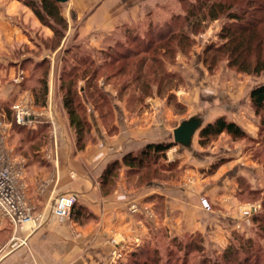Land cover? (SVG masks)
Segmentation results:
<instances>
[{"label": "rangeland", "instance_id": "obj_1", "mask_svg": "<svg viewBox=\"0 0 264 264\" xmlns=\"http://www.w3.org/2000/svg\"><path fill=\"white\" fill-rule=\"evenodd\" d=\"M68 1L59 2L62 16ZM203 1H139L141 13L136 20L117 25L100 41L90 44L89 38L93 35L84 34L79 25L95 9L94 5L81 18L74 19L71 29L63 16L66 26L62 37L54 36L53 32L47 39L39 37L37 47L12 46L7 54L17 62H0V160L14 169L19 168L24 198L29 203L26 194L29 174L52 166L50 163L58 165V158H50L49 152L66 149L84 152L86 147L102 139L101 134L120 135V131H127L131 126L145 127L152 118L154 124L165 123L167 127L169 140L163 142L173 144L166 150L165 157L150 161L139 170H129L120 162L116 176L107 184L102 185L101 176L92 177L94 183L100 180L101 191L110 193L123 174L129 187L128 196L133 200L128 211L139 226L145 225L143 229H148L146 237L130 240L113 231L107 239L109 249L98 254L101 258L95 264H264V189L240 186L241 191L234 193L239 204L230 209L222 210L219 204L209 200L211 209L200 205L199 230L188 231V222L182 218L180 222L184 228L181 232L176 230L177 222L172 220L176 214L166 219L164 196L155 190L167 183L169 189L184 188L187 192L208 179L224 159L207 165L193 149H208L220 135H226L221 138L223 142L229 139L243 143L252 160L264 168V126L260 125L261 118L250 100L251 90L264 82V69L258 74L239 71L229 65L226 50L214 51L225 41L220 36L223 27L233 24L234 20L227 12L210 19L206 15L207 7L199 9ZM226 1L233 4L230 11H239L237 8L242 6L245 20L260 21L255 34L250 36L252 46L246 47V51L250 58L259 57L264 61V0ZM169 24L178 34L169 40H159V33L167 30ZM155 56L160 62L153 60ZM69 81L75 95L77 116L85 123L84 139L79 143L63 106ZM228 104L233 106L232 115L236 119L240 122L243 119L238 114L245 118L246 125L236 123L242 129L245 126L253 128L254 134L233 138L223 132L201 142L198 133L206 124V116L225 111ZM18 110L23 111L24 122L17 121ZM228 114L222 116L229 119ZM188 115L205 120L194 133L191 146L181 153L177 148L182 144L173 140L172 131L180 117ZM122 134L127 135L126 132ZM89 168L92 173L96 171L95 165ZM46 182L47 178L40 179L38 185L44 187ZM141 192L148 194L139 199ZM197 196L199 201L205 194ZM85 208L86 216L79 221H96V214ZM63 218L68 222L74 220L71 212L69 217ZM42 220L43 217L38 227ZM13 231L9 221L0 223V251L14 249L10 245ZM230 245L238 248L237 253L225 259Z\"/></svg>", "mask_w": 264, "mask_h": 264}, {"label": "crops", "instance_id": "obj_2", "mask_svg": "<svg viewBox=\"0 0 264 264\" xmlns=\"http://www.w3.org/2000/svg\"><path fill=\"white\" fill-rule=\"evenodd\" d=\"M139 1L147 3V0H69L63 16L67 18L71 29L75 18H81L83 13L96 5L91 14L79 25L84 34L93 35L89 38L92 44L100 41L117 25L136 20L141 13V9L138 8ZM52 35V29L41 23L31 8L19 0H0V62L6 64L8 61L17 62L16 58L7 54L12 46L23 49L26 45L37 47L39 37L47 39ZM23 56L19 58L22 59ZM233 110V106L228 104L225 111L218 112L212 117L208 115L206 120L204 117L188 115L180 117L179 123L190 118H198L201 123L204 119L208 123L217 116L228 113L230 120L240 122L232 115ZM165 113L166 116L167 108ZM238 116L243 118L240 124L246 125L243 121L244 116L242 114ZM146 125L131 126L124 131L127 135L122 134L123 131L122 133L120 131V135L112 137L101 134L102 139L95 145L86 147L84 152L71 149L49 152L50 158H58V165L50 163L52 166H44L34 170L35 173L31 172L26 193L34 214L42 213L44 220L33 230L20 231V236L26 237V243L14 249H2L0 264H95L98 258H101L98 254L102 255V252L109 249L107 239L113 231L120 232L129 240L146 237L148 229H143L145 225L139 226L136 218L128 211L133 200L128 196L129 187L123 174L117 179L116 186L110 193L101 191L100 180L96 183L92 180L95 176L98 179L110 162L114 160L122 162V157L126 153L135 152L148 143L169 140L165 123L154 124L152 118ZM244 130L247 134H254L251 127L245 126ZM222 136L226 135H220L218 140L212 141L208 149L198 150L196 147L193 149V152L200 156L199 159L203 163L207 162V165L224 159L208 179L200 181L195 187H190L187 192L184 188L169 189L167 183H162L155 189L164 196L166 219H171L168 217L170 214H176L172 220L177 222L176 230L179 232L184 228V224L180 222L182 218H186L185 222H188V231L200 228L198 224L200 226L202 214L197 195L205 194L211 202L219 204L224 210L239 204L234 193L241 191L240 186L264 189L263 166L252 160L243 143H234L229 139L223 142ZM192 141L193 137L189 145H180L177 148L178 152L182 153L184 148L190 147ZM90 165H95L94 173L90 171ZM46 178L44 187L39 186L38 181ZM151 187L152 182L150 189ZM66 192L76 193L78 203L90 208L97 216L96 221L68 222L65 218L54 215L53 199L58 194ZM150 192L152 194V189ZM147 194L142 193L139 199Z\"/></svg>", "mask_w": 264, "mask_h": 264}, {"label": "trees", "instance_id": "obj_3", "mask_svg": "<svg viewBox=\"0 0 264 264\" xmlns=\"http://www.w3.org/2000/svg\"><path fill=\"white\" fill-rule=\"evenodd\" d=\"M25 5L29 6L39 20L48 25L58 38L63 36V28L65 29L66 21L61 14L59 2L56 0H21ZM206 1V0H205ZM201 2L199 4V9L207 7L206 15L210 19L217 18L220 14L227 12V16L234 20L233 24H227L223 27L220 36L225 39V41L219 46L214 48V51H224L228 52V62L229 65L235 66L237 70L246 73L258 74L264 69V61L259 57L250 58L249 51H246V47L251 48V37L253 36L259 26L260 21L258 20H245L244 12L242 6L239 5L237 10L230 11L233 4H227L226 0L216 1L212 0L209 2ZM242 10V12H241ZM203 18L205 16L204 13ZM189 15L185 16L187 19ZM198 24V23H197ZM60 25V26H59ZM159 40H169L176 36L172 31L171 25L169 24L167 30L159 33ZM181 34L185 35L184 32ZM186 36V35H185ZM247 39V40H246ZM150 45L153 43L149 42ZM255 46V45H254ZM147 47H149L147 45ZM151 48V47H150ZM156 48V47H155ZM155 48H152L154 51ZM151 49H149L150 51ZM122 58H125L124 54H121ZM154 61L160 62L155 56ZM64 87V83H62ZM45 93V92H44ZM75 95L72 90L71 82H68L66 92L63 95V106L67 110L69 115L70 124L75 128L77 135V142H83L84 139V126L85 123L79 119L76 112L75 105ZM250 100L256 114L260 116V125L264 126V82L255 86L250 92ZM227 133L233 138H246L247 133L242 129L236 122L230 119H226L224 116L220 115L216 117L213 121L206 123L199 130V138L201 142L209 141L221 133ZM172 142H152L143 146L136 152L126 153L122 157V162L129 168V170H139V168L147 166L150 161L156 162L158 158L165 157L166 150L172 146ZM83 146V143H81ZM81 146V147H82ZM120 167V162L114 160L110 162L101 175V182L103 184L109 183L115 176L116 171ZM264 203V202H263ZM85 207L82 205H77V202L73 205L71 209V216L74 220L79 221L81 217H85ZM259 220V219H258ZM226 251L225 259L231 258L237 253L238 248H234L230 245ZM146 264V263H142Z\"/></svg>", "mask_w": 264, "mask_h": 264}, {"label": "built area", "instance_id": "obj_4", "mask_svg": "<svg viewBox=\"0 0 264 264\" xmlns=\"http://www.w3.org/2000/svg\"><path fill=\"white\" fill-rule=\"evenodd\" d=\"M16 119L19 123L24 122L23 111H17ZM1 127L0 116V129ZM18 170L19 168L14 169L0 160V223L9 221L13 226L14 231L10 242L12 248L26 243V237H21L20 231L35 229L42 218V214L34 215L33 206L24 198V184ZM77 200L78 196L74 192L57 195L52 205L53 214L69 217ZM199 202L204 209H211L210 201L206 196H200Z\"/></svg>", "mask_w": 264, "mask_h": 264}, {"label": "water", "instance_id": "obj_5", "mask_svg": "<svg viewBox=\"0 0 264 264\" xmlns=\"http://www.w3.org/2000/svg\"><path fill=\"white\" fill-rule=\"evenodd\" d=\"M57 2H65L67 0H56ZM201 121L198 118H190L182 120L172 131L173 140L182 145H189L191 139L200 127Z\"/></svg>", "mask_w": 264, "mask_h": 264}]
</instances>
